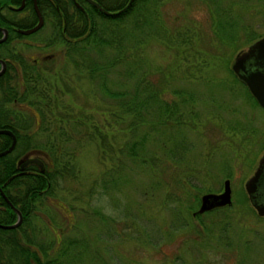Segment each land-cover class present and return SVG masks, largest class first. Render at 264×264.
<instances>
[{
	"label": "rangeland",
	"instance_id": "rangeland-1",
	"mask_svg": "<svg viewBox=\"0 0 264 264\" xmlns=\"http://www.w3.org/2000/svg\"><path fill=\"white\" fill-rule=\"evenodd\" d=\"M149 5L145 15L152 10ZM220 6L209 0H156L153 11L158 29L155 25L134 28L132 18L113 29L123 34L126 45V32L142 39L136 51V75L146 72L151 82L163 78L161 84L166 88L186 89L196 97L179 105L184 110L192 105L196 121H202L199 126L182 123L167 130L171 141L165 138L168 132L144 141L140 155L161 162L152 168L153 174L150 166L139 170L137 162L122 160L125 146L137 137L126 131L125 116L105 113L104 108L116 101L95 93L94 78H88L86 67L60 60L61 67L75 78L76 87L88 92V101L82 95L70 98L86 106L79 111L82 115L91 114L97 122L105 120L109 142L103 159L97 138H82L71 145L73 173L68 170L53 195L42 198L35 207L30 225L39 241L47 245L64 237L78 240L73 253L76 259L68 261L67 256L62 264H264V216H258L250 206L243 187L264 151V110L244 100L240 86L225 67L230 68L235 54L258 39L253 37L264 36V0H220ZM225 6L230 7L235 28L232 32L225 29L223 35L219 31L226 42L231 41L224 47L215 34V21L218 26L221 18L226 19L221 11ZM136 18L141 20L140 15ZM109 52L90 51L84 57L100 63L102 57L114 56L111 49ZM223 59H229L228 63ZM121 67L106 73L107 84L114 90L126 88L127 75ZM164 97L173 96L166 92ZM176 136L186 138L187 148L183 149ZM162 140L163 149L159 147ZM167 146L177 150L174 162L168 158ZM165 152L167 155H162ZM122 162L128 171L119 166L114 174ZM112 169L114 181L103 188ZM159 179L168 184L159 189L154 185ZM224 179L230 183L231 203L217 212L194 216L199 200L193 203L190 196L197 193L200 198L205 189L217 193ZM174 207L180 208L178 215L172 212ZM96 211L98 215H94ZM101 214L104 219L98 217Z\"/></svg>",
	"mask_w": 264,
	"mask_h": 264
},
{
	"label": "trees",
	"instance_id": "trees-1",
	"mask_svg": "<svg viewBox=\"0 0 264 264\" xmlns=\"http://www.w3.org/2000/svg\"><path fill=\"white\" fill-rule=\"evenodd\" d=\"M76 1L80 2V0ZM94 1H96L101 7L106 8V2L104 0ZM127 1L128 0H125V4H127ZM209 1L214 2L215 4L217 3L219 7H222L220 6V0ZM155 2L156 0H132L128 6H124L122 12L111 16L103 15L102 12L87 3L83 5V11L75 8L76 14L74 20L77 25V39L72 44L69 43L67 53L65 54V59L70 61L72 66L86 67L88 70V78L91 79V76H93L94 80H92V84H94L95 93L102 97L112 98L116 101V103L113 106H110L107 110L104 108L105 113L110 116H125L126 119H128L126 120V131L136 133L135 136L137 139H134L129 145L127 144V146H125L126 149L123 154L124 159L122 160L126 161V158L127 160L130 159L131 162H137L138 164L136 166L139 170H144L145 165L148 167L150 166V174H153L152 168L161 162H157L159 159L154 161L151 158H144L140 155L144 141L147 138H155L157 135H163L165 132H168V129L183 126L182 123L190 127H196L202 123L199 119L196 121L195 118L197 114L190 110L192 105H189L186 110L179 105V102L183 103L188 100L190 103L195 100L196 97L192 94L193 92L175 87L168 89L165 85L161 84L164 83L163 78L151 82L147 79L146 72H142L140 77L139 74L136 75V72L139 69V64H136L138 61L136 51L139 45L142 44V39L133 38L131 32H126L124 34L128 37V43L126 45L124 44L125 42L123 43V34H117V31L113 30L116 29V26L120 27L123 22H127L129 18L133 19L132 23L134 28L142 29L144 25H155L156 14L155 11H153L155 10ZM69 3L72 5L71 0H69ZM150 3L152 4L149 5ZM148 5L152 10L145 15V10H147ZM229 8L230 7L225 6L224 9L221 10L222 15L226 18L225 20L221 18V24L217 26L218 21H215L217 27L215 34L219 35V41L224 47L226 46V43H229V45L231 43V41L226 42L224 40L225 37L222 36L224 30L231 29L232 32L235 28L234 19L230 17ZM138 15L141 16V20L136 18ZM220 16H218L217 20ZM67 19H69V16H67ZM156 28L158 29L157 26ZM219 31H222L221 36ZM151 33L152 32L145 34ZM254 38H259V36H255L253 39ZM110 49L114 56L110 59L108 57H102L103 61L100 63L96 62V59L93 57H84V55L86 54L87 56L90 51H94L96 54H109ZM228 60L229 59H227V61L223 59L225 64L228 63ZM117 65L118 67L122 66V69L125 68V73L127 75L126 82L129 84L123 82V86H126L125 89L117 88L122 84L116 86V90L112 89L111 86H108L107 84L108 79L106 73L110 72L111 69L116 68ZM225 67L228 72L232 74L234 82L240 86L241 91L245 95L243 96L244 100L248 99L250 105L260 107L249 94L247 88L233 75L230 68L226 65ZM167 76L168 75L165 77L166 80ZM99 77L100 80L98 79ZM51 80L53 82H50ZM74 81L75 78L72 73L68 72L67 68L63 66L57 70L51 79L43 81V87L37 88V90L24 91L22 95L18 96L19 101H30L29 104L40 116L41 122L39 123V129H36L34 134L35 137L33 138L31 145L34 148H39L45 152V156L47 157V168L45 171L44 183H34L32 179L25 177L23 180L25 181L24 183L19 182L13 184L14 190L11 192H9V181L4 187L2 186L8 201L10 200L13 205L19 208L20 213L22 214V223L16 228L0 229V264H62V261H64L63 258L67 256L71 257H68L69 259L67 258L68 261L76 259L73 253L75 249H77L78 240L75 241L64 237L62 240L59 238L56 239L55 242L53 241L52 244L50 243L46 245V243L43 244L38 240V237L34 235L31 227L29 232H27L25 228V226L27 227L30 225L32 217L35 216V213H33V204L34 201H36L35 197L43 195L52 196L53 189L57 185V182L64 177V174H66L68 170H70V173H73L71 160L74 151L72 150L73 146L71 145L75 144L82 138H86L87 140L97 138L98 149L103 153L102 159L106 158L107 144H109V142H107L106 122L105 120L97 122V120L90 116L91 114L88 116L80 113L86 108V106L84 108V106L76 104L70 97L74 96V99L76 100V98L82 95L83 100L88 101V92L84 93L81 89H78ZM139 84L144 85L140 88ZM228 89H230V87H228ZM166 92H170L173 97L171 99H166L164 97ZM108 103L111 105V102ZM74 105L75 108L73 107ZM262 109L264 110V108ZM219 122L221 127L222 123L221 121ZM225 123L230 124L227 120H225ZM228 127L226 125V128ZM153 134H155V136H153ZM165 138L171 141L172 136L168 132V135ZM175 139H181L180 142L182 141V144L180 145H184L183 149H185V147L187 148L185 137L176 136ZM159 147L161 149L166 147L164 140H162ZM166 149L170 160L173 161L178 159V156L176 157L175 154L177 150H174V148H168V146ZM162 155L165 156L167 153L165 152ZM156 157L157 156H155V158ZM2 158L3 157H0V161H2ZM7 158L9 162V155H7ZM165 159L167 158H164V160ZM125 163L122 162V165H118L113 173L117 175V171L120 169L128 171ZM112 171L113 169L111 170L110 179H106L102 182L103 188H107L108 184L112 185L114 177L116 176ZM227 176L228 174L226 177ZM18 178L19 176L12 177V179ZM35 180L37 179L35 178ZM181 181L183 182L184 180ZM164 184L167 185L168 182H164L160 179L154 182V185L159 189L163 187ZM196 188L200 189L199 187ZM203 191L206 193L210 191V189H205ZM23 194L28 195L30 198H20L19 200L12 197L9 198L10 195L21 196ZM190 197L193 198V203L195 201L198 202L199 200L197 193ZM173 200L176 201L177 199ZM0 206L2 208L0 209V222L9 223L13 221L15 215L12 214L9 219V211L11 210L3 198H0ZM186 208L190 209L191 206H186ZM221 208H226V206L215 207L200 214L196 212L194 216L201 217V214L205 215L214 211L217 212ZM179 210L180 208L174 207L172 212L177 213L178 215ZM94 215H98V212H94ZM98 217L104 219L102 214ZM212 223L213 222H211V225ZM205 229V231L210 232L208 227L205 226ZM198 231H204V229H199Z\"/></svg>",
	"mask_w": 264,
	"mask_h": 264
},
{
	"label": "flooded vegetation",
	"instance_id": "flooded-vegetation-1",
	"mask_svg": "<svg viewBox=\"0 0 264 264\" xmlns=\"http://www.w3.org/2000/svg\"><path fill=\"white\" fill-rule=\"evenodd\" d=\"M104 1L106 8L100 7L107 13L99 11L105 16L122 12L126 5L125 0ZM71 3L72 5L69 0H0V157H3L0 161V198H7L2 186L8 181L9 192L14 190L13 184L24 183L25 177H29L34 183H44L47 168L45 152L31 145L35 131L39 129L40 116L29 104L30 101H19L18 96L24 91L43 87V81L51 79L61 68L60 60L65 58L69 43L72 44L77 39L75 8L83 11L85 3L94 7L86 0H71ZM39 17V26L25 33L39 22ZM3 151L5 152L1 153ZM29 159L32 160L27 161ZM14 176L19 178L12 179ZM260 186L264 187V171L258 193ZM47 196L51 195L35 197L33 213L42 198H49ZM11 197L16 200L30 198L24 194L10 195L9 198ZM8 206L11 210L9 219L12 214L15 219L9 223L0 222V225L17 222L19 213V221L12 227L16 228L22 223V214L10 200ZM30 227L25 226L27 232Z\"/></svg>",
	"mask_w": 264,
	"mask_h": 264
},
{
	"label": "water",
	"instance_id": "water-1",
	"mask_svg": "<svg viewBox=\"0 0 264 264\" xmlns=\"http://www.w3.org/2000/svg\"><path fill=\"white\" fill-rule=\"evenodd\" d=\"M86 1L104 14L107 13V11L103 10L94 0ZM131 1L132 0H128L126 6H128ZM39 24L40 17L39 22L33 28L24 32L27 33L32 31L37 28ZM230 69L236 78L247 88L257 104L264 108V36L254 40L244 50L237 52L230 65ZM11 147L12 145L5 151H8ZM5 151L1 153H4ZM31 160L32 159H29L27 161ZM263 171L264 151L258 159L253 173L246 179L243 186L248 202L258 216H264V187L260 186L259 193L257 191L259 184H261V181L263 180ZM230 192L229 180L224 179L222 182V188L219 192H206L201 194L196 212L202 213L215 207L229 205L231 203ZM4 200L9 205L8 199L4 198ZM19 217L20 214L18 213V221ZM18 221L13 224L0 225V227L12 228L17 225Z\"/></svg>",
	"mask_w": 264,
	"mask_h": 264
}]
</instances>
